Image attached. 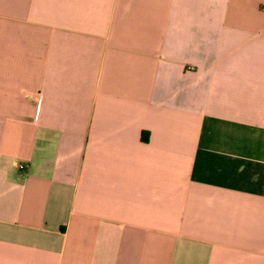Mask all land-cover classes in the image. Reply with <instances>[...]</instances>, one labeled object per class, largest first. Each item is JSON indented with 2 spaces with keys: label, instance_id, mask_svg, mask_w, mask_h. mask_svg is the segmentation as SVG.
I'll use <instances>...</instances> for the list:
<instances>
[{
  "label": "crops",
  "instance_id": "crops-1",
  "mask_svg": "<svg viewBox=\"0 0 264 264\" xmlns=\"http://www.w3.org/2000/svg\"><path fill=\"white\" fill-rule=\"evenodd\" d=\"M0 264H264V0H0Z\"/></svg>",
  "mask_w": 264,
  "mask_h": 264
},
{
  "label": "built area",
  "instance_id": "built-area-1",
  "mask_svg": "<svg viewBox=\"0 0 264 264\" xmlns=\"http://www.w3.org/2000/svg\"><path fill=\"white\" fill-rule=\"evenodd\" d=\"M24 168H25V166H24V165H21V166H20V169H21V170H23Z\"/></svg>",
  "mask_w": 264,
  "mask_h": 264
}]
</instances>
